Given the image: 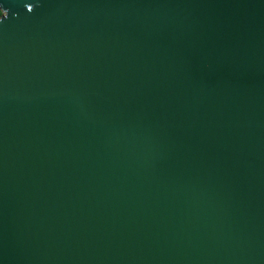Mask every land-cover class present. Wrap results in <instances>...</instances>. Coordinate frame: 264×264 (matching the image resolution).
Instances as JSON below:
<instances>
[{
	"label": "water",
	"instance_id": "95a60500",
	"mask_svg": "<svg viewBox=\"0 0 264 264\" xmlns=\"http://www.w3.org/2000/svg\"><path fill=\"white\" fill-rule=\"evenodd\" d=\"M0 7V264H264V0Z\"/></svg>",
	"mask_w": 264,
	"mask_h": 264
},
{
	"label": "snow or ice",
	"instance_id": "6c2138e0",
	"mask_svg": "<svg viewBox=\"0 0 264 264\" xmlns=\"http://www.w3.org/2000/svg\"><path fill=\"white\" fill-rule=\"evenodd\" d=\"M0 13H2V14H0V21H3L6 18V15H5L2 7H0Z\"/></svg>",
	"mask_w": 264,
	"mask_h": 264
},
{
	"label": "clouds",
	"instance_id": "9594fccd",
	"mask_svg": "<svg viewBox=\"0 0 264 264\" xmlns=\"http://www.w3.org/2000/svg\"><path fill=\"white\" fill-rule=\"evenodd\" d=\"M0 14H2V13H0Z\"/></svg>",
	"mask_w": 264,
	"mask_h": 264
}]
</instances>
